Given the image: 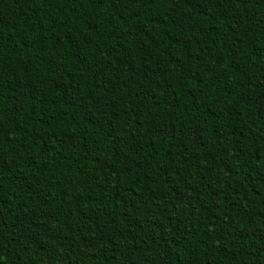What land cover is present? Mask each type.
<instances>
[{
  "label": "trees",
  "instance_id": "1",
  "mask_svg": "<svg viewBox=\"0 0 264 264\" xmlns=\"http://www.w3.org/2000/svg\"><path fill=\"white\" fill-rule=\"evenodd\" d=\"M0 264H264V0H0Z\"/></svg>",
  "mask_w": 264,
  "mask_h": 264
}]
</instances>
